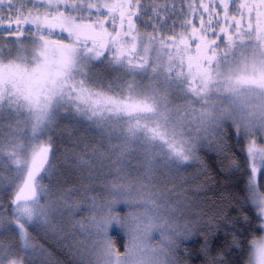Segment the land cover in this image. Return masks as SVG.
Segmentation results:
<instances>
[{
	"label": "snow or ice",
	"instance_id": "6c2138e0",
	"mask_svg": "<svg viewBox=\"0 0 264 264\" xmlns=\"http://www.w3.org/2000/svg\"><path fill=\"white\" fill-rule=\"evenodd\" d=\"M99 68L119 75L105 83ZM64 120L117 142L104 192L64 201L85 214L72 226L91 238L89 264H183L180 241L196 225L180 223L159 184L201 163L205 147L243 181L238 207L256 210L264 229V0H0V264L35 255L29 230L48 223L44 181ZM129 152L146 162L134 181ZM232 245L241 247L235 235ZM204 252L208 264H227ZM247 264H264V238Z\"/></svg>",
	"mask_w": 264,
	"mask_h": 264
},
{
	"label": "trees",
	"instance_id": "16d2710c",
	"mask_svg": "<svg viewBox=\"0 0 264 264\" xmlns=\"http://www.w3.org/2000/svg\"><path fill=\"white\" fill-rule=\"evenodd\" d=\"M107 74V77L104 76L105 83L115 78L114 72L109 70ZM60 124L61 127L52 132L54 175L46 177L44 181L49 191L61 194V205L69 199L77 203L85 199V193H103L101 184L111 178L105 174L112 171L111 160L115 158V154L107 147H113L109 139L99 129L73 126L70 120ZM236 139L234 129L230 130L229 142ZM235 151L239 154L238 149ZM199 155L201 163L189 166L183 173L172 174L159 184L172 190L171 199L178 202L177 206L182 209L180 223L187 220L183 212L186 204L192 207L195 214L191 215L192 223L202 222V219L205 221L187 239L181 240L178 255L184 264H208L209 257L204 252L207 246V252L213 258H222L227 264H246L250 241L259 237L261 230L258 228L260 221L253 212L242 214L238 207L243 181L222 170L221 158L210 148H201ZM81 158L89 162L83 164ZM223 167H227V161H224ZM156 171L163 175L162 170L160 173L158 169ZM131 179L134 181L135 176L132 175ZM69 190L71 197L67 195ZM4 203L11 206L10 200ZM122 207L123 204L116 206V212L121 216L126 212ZM243 215L249 216L248 222L243 220ZM77 218L84 219V213H78ZM233 223L236 224L235 229ZM109 234L118 250L123 252L127 238L122 230L113 225ZM233 235L240 240L241 247L232 245ZM37 243L44 248L48 263L73 264L69 258V244L60 246L46 242L44 238L37 240Z\"/></svg>",
	"mask_w": 264,
	"mask_h": 264
},
{
	"label": "rangeland",
	"instance_id": "374dc122",
	"mask_svg": "<svg viewBox=\"0 0 264 264\" xmlns=\"http://www.w3.org/2000/svg\"><path fill=\"white\" fill-rule=\"evenodd\" d=\"M97 73L100 76V78L103 80H104V76L105 77L108 76L107 74L108 71H106L104 68L97 69ZM115 73L116 72H114L115 77L116 75H119L118 73L116 74ZM60 127L61 124H59V126L56 128H60ZM104 134L108 138L107 133ZM116 143L117 142L114 140L112 142V146ZM107 147L115 154V158L111 160V167L113 170L114 162L118 159L117 156L118 150L113 147H110L109 145ZM129 162L132 165V169H131L132 175L136 176L137 174H142L143 172L146 171V162L143 154L139 152H129L124 163L127 164ZM158 171L159 173L161 172V170L159 169ZM46 199L51 202L48 211V223L45 224L41 222L35 226L30 227L29 235L32 243L34 244L33 251L35 252V255L29 259L28 264H53L51 262L48 263L44 248H41V246L37 243V240L43 238L46 239V242L58 244L60 246H65L69 244L68 248L71 249L69 258L73 264L74 263L89 264V261L91 259V257L89 256V245L91 244V238L88 237L86 233L80 230L79 225H77L75 228H73L72 226L75 221H80V219L77 218L78 213L75 216L70 215L69 209L65 205H61V194L56 191H49V196ZM42 202L44 203V201ZM8 206L9 208L11 207L10 205ZM122 208L126 212L128 211V208L126 206L123 205ZM2 210L3 209H0V211ZM183 212L185 214V218L187 219L185 223L188 225L189 228H192L193 224L196 225L197 228H200V226L205 223L203 219L202 222L198 221L192 223L191 215H195V214L190 205L186 204ZM252 212L255 215V217L259 219L260 222L258 223V228L261 230V235L257 238H254L253 240H260L264 238V229L260 227L262 218L258 216V212L256 210H253ZM185 223H181V224H185ZM68 234L70 235V237ZM253 240L250 241L249 249L251 246V242ZM12 246L17 250H19L18 239L12 241ZM249 254H250V250H249Z\"/></svg>",
	"mask_w": 264,
	"mask_h": 264
}]
</instances>
